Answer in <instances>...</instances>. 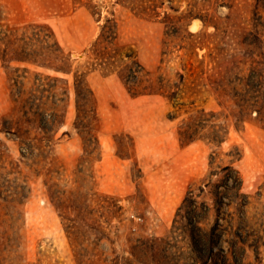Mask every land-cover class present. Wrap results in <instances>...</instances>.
Instances as JSON below:
<instances>
[{"label":"rangeland","instance_id":"374dc122","mask_svg":"<svg viewBox=\"0 0 264 264\" xmlns=\"http://www.w3.org/2000/svg\"><path fill=\"white\" fill-rule=\"evenodd\" d=\"M257 20L256 0H0V31L40 25V62L58 63L60 47L70 69L0 59V120L14 132H0V264H124L220 166L264 214V128L205 85L221 56L245 57ZM139 71L165 89L132 94ZM74 79L91 92L79 115Z\"/></svg>","mask_w":264,"mask_h":264},{"label":"trees","instance_id":"16d2710c","mask_svg":"<svg viewBox=\"0 0 264 264\" xmlns=\"http://www.w3.org/2000/svg\"><path fill=\"white\" fill-rule=\"evenodd\" d=\"M256 8L264 11V0H256ZM203 22L208 23L207 20ZM254 26L256 29L249 39L241 40L246 48L243 54L245 57L241 60L234 58L227 63L220 55L216 60L218 75L215 79L209 78L205 85H209L219 97L233 101L238 121L255 113V118L264 128V39L258 29H263L264 24L257 20ZM33 28L42 29L36 25L31 28V33L29 28L20 33L17 30H1L0 59L51 67L58 72L69 73L68 58L63 56L60 47L56 53L58 63L40 62L42 40L33 33ZM34 39L39 42L40 51L28 49ZM105 55L106 52L96 54L102 58ZM234 68L237 72H232ZM147 74L139 71L131 75L133 81L127 80L131 83L129 89L132 94L159 93L165 89L163 79L157 77L156 81L150 80L145 77ZM74 92L79 115L82 105L90 101L91 92L83 80L76 79ZM193 124H184L185 129L179 133L182 143L189 142L193 137ZM12 125L11 120L2 117L0 132L14 133ZM218 136L209 139L219 143L221 139ZM240 176V172L232 165L210 171L203 185L199 186V193L191 188L186 193L175 211L168 234L132 243L127 249L128 257H125L124 264H264V214L257 211L250 200L251 196L243 192ZM200 196L209 197L211 203L198 201L196 197ZM253 208L254 211L251 210Z\"/></svg>","mask_w":264,"mask_h":264}]
</instances>
